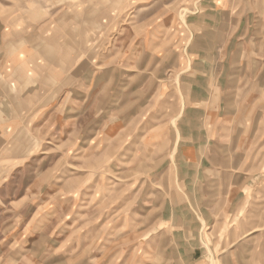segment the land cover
I'll return each instance as SVG.
<instances>
[{
  "label": "rangeland",
  "instance_id": "obj_1",
  "mask_svg": "<svg viewBox=\"0 0 264 264\" xmlns=\"http://www.w3.org/2000/svg\"><path fill=\"white\" fill-rule=\"evenodd\" d=\"M196 1L0 0V36L12 30L52 33L62 24L77 31V65L85 58L92 64L89 87L80 90L87 102L78 98L71 113L62 107L61 120H48L43 132L31 135L29 127L30 149L18 167H0V264H182L164 263L160 252L154 256L145 246L167 214L175 223L197 218V201L182 204L162 194L195 190L178 182L183 169L164 168L165 160L178 159L175 145H150L145 133L159 122L155 113L171 114L175 103H166L161 94L149 97L154 89L145 86L146 72L137 79L128 70L123 74L126 59L116 47L125 34L132 38L128 31L133 30L142 37L168 36L162 46L153 44L147 51L148 42L142 41V64L171 43L179 49L178 34L187 31L186 16ZM167 25L171 29L165 33ZM128 42L137 47L133 39ZM89 46L91 57L85 55ZM118 125L125 126L123 134H116ZM246 129L253 134L238 135L230 156L251 162L243 170L252 182L240 209L225 219L236 230L232 242L251 233L237 242L236 256L224 264H264V124L257 120ZM161 161L164 165L157 167ZM166 201L174 206L171 212ZM217 233L221 238L228 234ZM206 251V260L220 264Z\"/></svg>",
  "mask_w": 264,
  "mask_h": 264
},
{
  "label": "crops",
  "instance_id": "obj_2",
  "mask_svg": "<svg viewBox=\"0 0 264 264\" xmlns=\"http://www.w3.org/2000/svg\"><path fill=\"white\" fill-rule=\"evenodd\" d=\"M190 8L187 31L178 34L179 49L171 43L149 54L148 62L142 64V41L147 40V51L153 44L162 46L168 36L142 37L129 30L132 38L125 34L116 54L126 59L123 74L128 70L137 79L147 73L144 80L149 83L145 86L154 89L149 97L161 94L166 103H175L171 114L167 110L157 117L155 113L154 120L159 122L145 133L150 145H175L178 159L165 160L164 168L183 169L178 171V182L184 189L190 184L195 188L171 190L163 196L182 200V204L198 202L194 221L175 223L167 214L145 246L153 249L154 256L160 252L164 263L172 259L182 264H211L205 258L209 248L213 261L224 264L229 256H236L237 242L251 233L247 230L232 242L236 230L225 217L237 213L244 190L252 182L243 170L250 168L251 162L230 156L236 152V137L253 134L246 128L251 130L254 121L264 124V0H197ZM59 25L52 33L12 30L0 36V167L5 169L17 168L18 159L30 149L29 127L31 135L36 130L43 132L48 120H61L62 107L71 113L76 111L78 98L87 102L80 90L89 87L92 64L85 58L77 65V31ZM164 28L166 33L171 26ZM129 39L137 46L133 52ZM89 49L85 55L91 57L92 47ZM138 87H142L141 81ZM124 130L125 126L118 125L116 134ZM169 201L164 207L171 212L174 206ZM138 231L140 238L141 227ZM222 231L228 233L224 238L217 233Z\"/></svg>",
  "mask_w": 264,
  "mask_h": 264
}]
</instances>
